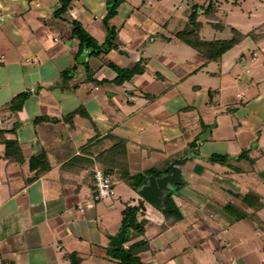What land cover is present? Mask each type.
<instances>
[{
  "label": "crops",
  "instance_id": "crops-1",
  "mask_svg": "<svg viewBox=\"0 0 264 264\" xmlns=\"http://www.w3.org/2000/svg\"><path fill=\"white\" fill-rule=\"evenodd\" d=\"M155 1L121 0L107 47V0H0V264H121L122 250L134 264L264 262V19L242 30L212 0L200 40L255 36L209 59L177 36L209 0H188L185 18ZM74 20L100 52L81 47ZM206 24L232 35L207 38ZM170 165L181 182L146 201ZM94 168L112 197H96ZM137 203L140 224L125 225Z\"/></svg>",
  "mask_w": 264,
  "mask_h": 264
},
{
  "label": "trees",
  "instance_id": "trees-1",
  "mask_svg": "<svg viewBox=\"0 0 264 264\" xmlns=\"http://www.w3.org/2000/svg\"><path fill=\"white\" fill-rule=\"evenodd\" d=\"M68 2H69V0H63L62 7L60 9L64 10V8ZM120 2H121V0H107V2H106L107 13L103 18V22L107 28V37H106V40L104 42V45H106L107 47H109L111 45V40L113 39L114 34H115L114 30L108 26L107 21L114 14H116V8ZM199 9H201L203 11L202 13L204 15H206L208 17L213 16L215 13L214 2L212 0H209L207 4L202 5V6H199L198 4H192L190 6V11H189L188 16H187L186 26L182 30L177 32V36H179L182 40H184L188 44L194 46L195 48L201 49L204 52H206L207 58H209V59H212V58L219 56L222 52H224L225 50L230 48L232 46V44H234L235 42L240 40L242 37L247 36V35L248 36H255L254 31H251L248 34L243 35L240 32L236 31L235 29H232L234 31L235 35H233L232 38H230V39H225V40H221V41H203V40H200L198 38L197 33H196V31L198 30V27L200 25V22L197 21V16H198L197 11ZM72 25H73L74 34L80 40L81 47L90 48L91 52H93V53L100 52V50H101L100 46H97V43L95 42L93 37L85 31L83 26L78 21H75V20L72 21ZM72 69H73V67L68 69V70H64L62 72V77L69 76L68 74L72 72ZM19 97H24V94L23 93L20 94ZM137 184L139 185V181L137 182ZM163 202L165 203L163 210L166 213L167 212L169 213V211L172 210V207H174V205L172 203L171 195L169 193H166V195L164 196ZM167 207H169V209ZM140 209H141L140 204H138L136 206H128L127 208H125L122 212L123 213L122 222L125 225H131L134 223L140 224L139 223L140 221H137V214L140 211ZM120 260H121V264H134L135 262H138L136 257L131 255L129 250H126V251L122 250L121 255H120ZM132 260L134 262H132ZM70 264H77V262L74 259Z\"/></svg>",
  "mask_w": 264,
  "mask_h": 264
},
{
  "label": "rangeland",
  "instance_id": "rangeland-1",
  "mask_svg": "<svg viewBox=\"0 0 264 264\" xmlns=\"http://www.w3.org/2000/svg\"><path fill=\"white\" fill-rule=\"evenodd\" d=\"M153 1L156 4V1L155 0ZM218 1L220 3L219 10H218L219 17L223 19L227 17V15L230 13H232L233 16L235 17L242 16L241 22L246 23L244 25H240V28H242V30H246V29L251 30L257 25V23L260 20L264 19V0H245V1L244 0H218ZM162 2L165 3V5L166 4L168 5L170 15L177 13L176 8H178V6H179V9H181L182 6L187 8L186 10L185 8L181 9L182 10L181 12L183 13L182 15L184 16V18L186 17V14L188 12V7H186L189 2L188 0H162ZM173 3H175L174 6H173ZM248 10H251V12L249 13ZM199 14H202V11L199 10L198 15ZM175 16H178V15H175ZM250 21L251 23H249ZM241 22L239 24H241ZM206 25H207L206 30L205 29L202 30V33L207 38H224V37L226 38L232 35L230 32V29L225 28L221 31L218 29L217 30L211 29L209 27V24H206ZM252 43L253 41L251 37L245 38V40L241 43L242 47L244 48L243 51L245 52V54L247 53L246 49L250 48L252 46ZM233 53L234 52H230L228 55H231ZM138 204L139 203H137V205ZM261 256L264 258V253L260 254L259 256L260 260H262ZM261 264H264V262Z\"/></svg>",
  "mask_w": 264,
  "mask_h": 264
},
{
  "label": "water",
  "instance_id": "water-1",
  "mask_svg": "<svg viewBox=\"0 0 264 264\" xmlns=\"http://www.w3.org/2000/svg\"><path fill=\"white\" fill-rule=\"evenodd\" d=\"M89 50H86L80 57L78 58V62L84 63L87 59ZM169 170L171 175L163 176V177H150L148 182L140 191L141 196L148 202L152 204H157L158 193L161 191H168L167 183H178L181 182L180 178L178 177L179 169L173 167L172 165L169 166ZM125 233V226L122 227L121 231L113 237L111 240L112 244L119 245L122 243V235Z\"/></svg>",
  "mask_w": 264,
  "mask_h": 264
},
{
  "label": "built area",
  "instance_id": "built-area-1",
  "mask_svg": "<svg viewBox=\"0 0 264 264\" xmlns=\"http://www.w3.org/2000/svg\"><path fill=\"white\" fill-rule=\"evenodd\" d=\"M93 182L98 199L109 198L114 195L109 175L101 168L93 169Z\"/></svg>",
  "mask_w": 264,
  "mask_h": 264
}]
</instances>
